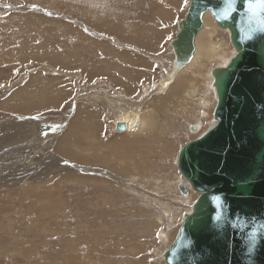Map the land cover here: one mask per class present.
<instances>
[{"label":"rangeland","instance_id":"1","mask_svg":"<svg viewBox=\"0 0 264 264\" xmlns=\"http://www.w3.org/2000/svg\"><path fill=\"white\" fill-rule=\"evenodd\" d=\"M187 8L0 0V264H165L198 196L177 154L215 123L210 74L223 66L211 61L177 91L159 85ZM213 24L209 39L230 59ZM130 110H150L153 130L116 145L134 135L114 128Z\"/></svg>","mask_w":264,"mask_h":264},{"label":"water","instance_id":"2","mask_svg":"<svg viewBox=\"0 0 264 264\" xmlns=\"http://www.w3.org/2000/svg\"><path fill=\"white\" fill-rule=\"evenodd\" d=\"M206 12L230 31L237 53L211 73L216 124L178 153V169L199 196L164 262L264 264V8L253 14L246 0H191L171 42L178 55L193 52ZM179 190L186 195L187 186Z\"/></svg>","mask_w":264,"mask_h":264},{"label":"bare ground","instance_id":"3","mask_svg":"<svg viewBox=\"0 0 264 264\" xmlns=\"http://www.w3.org/2000/svg\"><path fill=\"white\" fill-rule=\"evenodd\" d=\"M190 3H191V0H188V8H189ZM188 8H187V12H188ZM187 12H186L184 18L182 20H180L179 23H178V29H177L176 35L179 33V25L186 18ZM211 17H212V15H211L210 12H206V13H204L202 15L203 27L201 28L199 33L196 35V38H195V41H194V50H193V52L191 53L190 56H183L181 54L178 55L174 51L173 47H171L172 53H173V61L171 63V68H170L169 74H167L165 79L162 80L159 83V85L165 86V85H167L170 82L171 83L174 82L172 91H173V89L174 90L176 89V91H177L178 88L182 87V85H184L188 81V79L191 78L190 76H192V75L196 74V72H199L200 70L204 69L205 66L207 64H209L211 61L216 60L218 62H221L220 65H223V66H219V67L220 68H224L230 62V60L234 57V55L237 53V51L232 46L230 31L228 29H223L222 27H220L215 22L214 18L212 17L213 19H211ZM210 20L215 22V24L219 28H221L222 30H225V32L226 31L228 32V38H229L230 44H231L232 48L235 51V54L230 59L225 58V56L223 55L222 47L216 46L209 39V37L213 34V32L211 30L212 29H216L214 24H213V28H211ZM176 35H175V37H176ZM175 37H174V39H175ZM170 45H171V43H170ZM212 70H211V73H212ZM210 75H211V83L210 84H211V87L214 89L213 91L215 92V95H216V90H215V87H214V76H212V74H210ZM164 89H166V88H164ZM166 97H175V96L172 94V95H169V96H166ZM216 103H217V95H216ZM215 107H216V105H215ZM215 107H214V110H213V119L215 120V123L209 129H211L217 122L215 117H214ZM124 124H125L126 128H125L124 132H122V133L128 134V135H132V134H134V135L130 136L131 139H129L127 135L119 137L118 141L116 142V145L119 144V143H124L125 144L127 142H136V141L139 143L138 139H140V138L137 135L138 134H142L143 135L146 132L150 131V129L153 130L155 122H154L153 113H151L150 110H145L144 112H140V113L137 112V111L130 110V111L124 112V114L122 116H120V117L116 116V119H115V122H114V126H115L114 128H115L116 133H117V129L120 131L119 126L120 125H124ZM206 132H204L202 135H204ZM120 135H122V134L119 133V136ZM180 150H179V152H180ZM177 156H178V154H177ZM177 160H178V157H177ZM177 169H178V162H177ZM178 171H179V169H178ZM179 173L186 180V178L184 177V175H182V173L180 171H179ZM187 183L191 187V185H190V183L188 181H187ZM180 184H182V183H180ZM179 185H178V190H179ZM179 192H180V190H179ZM187 192H188V187H187ZM197 193H198V196H199V192H197ZM181 195L184 198V196H186L187 193H186V195H183V194H181ZM198 196H197V198H198ZM196 199H195V201H196ZM195 201H194V203H195ZM194 203L191 206V210L189 209L190 212H188L187 214H190L192 212ZM187 214H185V215H187ZM185 215H183L182 222L184 220V216ZM164 253L162 255L163 259H164Z\"/></svg>","mask_w":264,"mask_h":264},{"label":"snow or ice","instance_id":"4","mask_svg":"<svg viewBox=\"0 0 264 264\" xmlns=\"http://www.w3.org/2000/svg\"><path fill=\"white\" fill-rule=\"evenodd\" d=\"M225 3L230 6L232 3V0H225ZM246 6L250 12L255 14V10L258 7L264 8V0H246Z\"/></svg>","mask_w":264,"mask_h":264}]
</instances>
